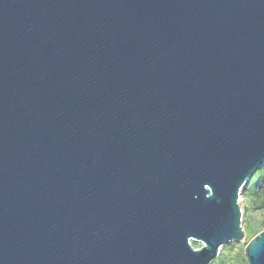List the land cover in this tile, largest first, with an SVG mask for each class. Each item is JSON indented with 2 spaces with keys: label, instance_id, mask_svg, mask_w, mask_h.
I'll return each mask as SVG.
<instances>
[{
  "label": "water",
  "instance_id": "water-1",
  "mask_svg": "<svg viewBox=\"0 0 264 264\" xmlns=\"http://www.w3.org/2000/svg\"><path fill=\"white\" fill-rule=\"evenodd\" d=\"M263 168L264 0H0V264H213Z\"/></svg>",
  "mask_w": 264,
  "mask_h": 264
},
{
  "label": "rangeland",
  "instance_id": "rangeland-1",
  "mask_svg": "<svg viewBox=\"0 0 264 264\" xmlns=\"http://www.w3.org/2000/svg\"><path fill=\"white\" fill-rule=\"evenodd\" d=\"M263 170V171H262ZM257 173L242 192L243 226L245 238L242 243H232L222 250L213 264H247L245 248L249 242L264 231V169ZM195 248L201 245L194 243Z\"/></svg>",
  "mask_w": 264,
  "mask_h": 264
},
{
  "label": "trees",
  "instance_id": "trees-1",
  "mask_svg": "<svg viewBox=\"0 0 264 264\" xmlns=\"http://www.w3.org/2000/svg\"><path fill=\"white\" fill-rule=\"evenodd\" d=\"M264 169V168H263ZM263 171V170H262ZM261 171H259L258 173H260ZM262 179H264V177H262ZM264 183V182H263ZM262 190L264 191V185L262 186Z\"/></svg>",
  "mask_w": 264,
  "mask_h": 264
}]
</instances>
